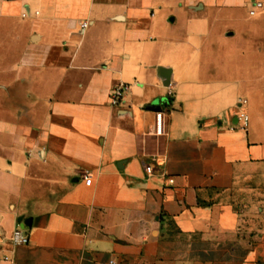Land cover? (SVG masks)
<instances>
[{
	"label": "crops",
	"instance_id": "crops-1",
	"mask_svg": "<svg viewBox=\"0 0 264 264\" xmlns=\"http://www.w3.org/2000/svg\"><path fill=\"white\" fill-rule=\"evenodd\" d=\"M251 1L0 0V264H264ZM243 8L253 45L229 41ZM119 83L131 88L112 107Z\"/></svg>",
	"mask_w": 264,
	"mask_h": 264
},
{
	"label": "built area",
	"instance_id": "built-area-1",
	"mask_svg": "<svg viewBox=\"0 0 264 264\" xmlns=\"http://www.w3.org/2000/svg\"><path fill=\"white\" fill-rule=\"evenodd\" d=\"M261 11H264V2L259 0H252L251 1V7L249 10V14L251 16H255ZM88 26L87 22H84L82 24V28H86ZM130 85L127 83H119L115 85L110 93V104L112 107H118L120 106L125 99L126 93L130 90ZM169 95H172V90L170 89ZM248 105V100L246 98H241L238 101V107L241 109L240 113L238 114V123L240 125V128L243 130H247L249 127L250 122V116L248 112L246 111V106ZM169 103L167 102L164 106H161L156 111V119L155 124L152 128V133L155 135H167L168 133V114H169ZM92 174L88 171L84 172L81 176L83 180H89L91 178ZM170 183H174L173 179H170ZM30 241V235L25 232V230L18 226L14 233H13V242L15 245H26ZM108 264H117V262L112 259L108 262Z\"/></svg>",
	"mask_w": 264,
	"mask_h": 264
},
{
	"label": "rangeland",
	"instance_id": "rangeland-1",
	"mask_svg": "<svg viewBox=\"0 0 264 264\" xmlns=\"http://www.w3.org/2000/svg\"><path fill=\"white\" fill-rule=\"evenodd\" d=\"M247 10L245 8L241 9L239 11V16H241L240 20H241V30H243V33H244V36L242 37L243 39H237V38H230V42L231 44L233 45H253L256 43L255 39L253 36H251V33L253 31V28L254 25H253V22L250 20V18H247ZM227 24L230 23V22H226ZM262 28L264 29V26H262ZM231 29H235L236 30V27H231ZM263 40H262V44H264V34L262 36ZM214 39V38H213Z\"/></svg>",
	"mask_w": 264,
	"mask_h": 264
},
{
	"label": "water",
	"instance_id": "water-1",
	"mask_svg": "<svg viewBox=\"0 0 264 264\" xmlns=\"http://www.w3.org/2000/svg\"><path fill=\"white\" fill-rule=\"evenodd\" d=\"M160 102V100H156L153 104L155 105V104H158ZM76 181L78 180V179H75ZM18 222L21 224V226L24 228L25 227V225H29L30 226V220L29 219H24L23 217H20L19 219H18Z\"/></svg>",
	"mask_w": 264,
	"mask_h": 264
}]
</instances>
